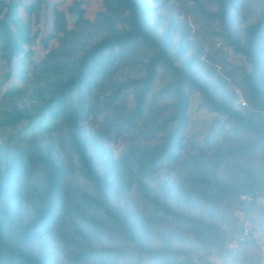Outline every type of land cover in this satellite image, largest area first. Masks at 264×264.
Listing matches in <instances>:
<instances>
[{
  "label": "trees",
  "instance_id": "obj_1",
  "mask_svg": "<svg viewBox=\"0 0 264 264\" xmlns=\"http://www.w3.org/2000/svg\"><path fill=\"white\" fill-rule=\"evenodd\" d=\"M60 1L0 0V98L32 97L0 116V264H263L264 0H187L211 50L156 0Z\"/></svg>",
  "mask_w": 264,
  "mask_h": 264
},
{
  "label": "rangeland",
  "instance_id": "obj_2",
  "mask_svg": "<svg viewBox=\"0 0 264 264\" xmlns=\"http://www.w3.org/2000/svg\"><path fill=\"white\" fill-rule=\"evenodd\" d=\"M58 3H61L60 0H55ZM165 0H156V4L162 5L160 7L159 12L166 13L167 9L169 7L173 8V11L175 12L176 17L179 19V21L182 23L183 26H188L191 30V39L197 40L200 39L202 43L205 46V49L211 50L208 40H206V36L204 34V26L203 22L198 18L197 14L192 11L191 4L187 0H167L165 5H163V2ZM53 3V2H51ZM83 7L86 9L87 16L90 18H94L95 11L97 8H99L100 2L98 0H83ZM174 5V6H173ZM53 5L50 7L51 9ZM170 9V8H169ZM51 12V10H50ZM43 30H41V33ZM38 41V39H37ZM36 44V45H35ZM33 46V50L36 51V59L40 58L42 56V48L36 42ZM228 58L230 61H232L234 64H241V58L239 56L234 55L231 51H228ZM4 71V70H3ZM230 84L233 88L236 89V91L240 94V97L238 99V103H241L243 100H245L242 96L241 89L238 83V80L236 77L229 78ZM32 100V97L28 94H25L23 98L16 99L15 101L10 99L9 97H1L0 98V116L4 109H10V105H12L14 102H18L20 107L23 105H27ZM213 113H210L207 109L200 106V96L199 94H193L191 97L190 102V108H189V116H190V123L187 129V141L189 142H196L201 141L203 137L206 136V133L209 128L211 117L213 116ZM18 128L12 127V128H3L0 126V135H3L4 138L8 137L12 132L16 131ZM122 144H118V146L115 148V154L118 156L122 152ZM256 236L259 240L260 246L262 249V263L264 264V243L262 240H260V234L257 232Z\"/></svg>",
  "mask_w": 264,
  "mask_h": 264
},
{
  "label": "built area",
  "instance_id": "obj_3",
  "mask_svg": "<svg viewBox=\"0 0 264 264\" xmlns=\"http://www.w3.org/2000/svg\"><path fill=\"white\" fill-rule=\"evenodd\" d=\"M241 103H242V104H246L245 100H243Z\"/></svg>",
  "mask_w": 264,
  "mask_h": 264
}]
</instances>
